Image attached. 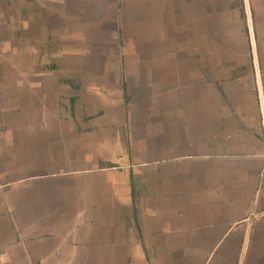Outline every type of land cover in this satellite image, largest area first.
<instances>
[{"label":"crops","instance_id":"1","mask_svg":"<svg viewBox=\"0 0 264 264\" xmlns=\"http://www.w3.org/2000/svg\"><path fill=\"white\" fill-rule=\"evenodd\" d=\"M263 113L264 0H0V264H264Z\"/></svg>","mask_w":264,"mask_h":264},{"label":"built area","instance_id":"2","mask_svg":"<svg viewBox=\"0 0 264 264\" xmlns=\"http://www.w3.org/2000/svg\"><path fill=\"white\" fill-rule=\"evenodd\" d=\"M250 33H251V35H253V31L251 28H250ZM253 58H254L253 60L256 64V62H257V49H256L255 45L253 46ZM256 76H257L258 85H259L260 83H259V71L258 70H256ZM259 88H260V86H259ZM263 115H264V113H263ZM263 126H264V122H263Z\"/></svg>","mask_w":264,"mask_h":264}]
</instances>
